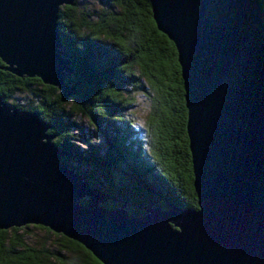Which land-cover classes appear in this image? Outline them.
<instances>
[{
	"label": "water",
	"instance_id": "1",
	"mask_svg": "<svg viewBox=\"0 0 264 264\" xmlns=\"http://www.w3.org/2000/svg\"><path fill=\"white\" fill-rule=\"evenodd\" d=\"M180 67L196 209L138 217L60 162L51 126L0 97V230L35 225L100 264H264V27L260 0H147ZM75 0H0L1 70L63 100L73 69L57 14ZM84 200L81 205L80 201ZM108 200L121 205L105 209Z\"/></svg>",
	"mask_w": 264,
	"mask_h": 264
},
{
	"label": "trees",
	"instance_id": "2",
	"mask_svg": "<svg viewBox=\"0 0 264 264\" xmlns=\"http://www.w3.org/2000/svg\"><path fill=\"white\" fill-rule=\"evenodd\" d=\"M75 9L76 0L60 7L56 22L73 69L64 83H78L76 93L63 100L56 88L36 78H17L0 69L2 101L26 94L30 102L20 110L38 113L51 126L47 133L54 136L53 145L70 156L61 158V164L90 187L128 205L129 216L138 217L147 208L165 210L168 205L196 209L180 67L173 44L155 29L148 1L103 0L93 13ZM260 16L264 27V0ZM136 92L150 101L144 123L146 152L141 143L126 141L130 129L118 136L116 126ZM76 116L106 139L104 152L88 138L83 149L74 145L73 131L84 132ZM118 202L108 200L100 206L114 209L121 205ZM29 226L50 232L35 225L0 230V264H100L81 245L59 234L53 233L58 250L26 245L19 233Z\"/></svg>",
	"mask_w": 264,
	"mask_h": 264
},
{
	"label": "rangeland",
	"instance_id": "3",
	"mask_svg": "<svg viewBox=\"0 0 264 264\" xmlns=\"http://www.w3.org/2000/svg\"><path fill=\"white\" fill-rule=\"evenodd\" d=\"M103 0H76V12H97L100 7V3ZM143 89L145 91V88L143 86ZM30 102L29 97L24 93H17L13 94L9 97L8 101L5 102L8 106L12 108L20 109L21 106L27 105ZM149 97L142 93V92H136L131 95V105L129 108L125 109V111L122 112V120L116 124L118 127V136H125L124 130L126 131L130 129L132 132L128 134V137L126 138V141L129 142V140H134L136 142L141 143L143 146L144 152L147 150V144H146V129H145V119L146 115L149 112ZM77 123V125L81 126L84 129L83 133H78V131H73L72 134H74L76 138V142H74V145L80 149H83L84 141L86 138L90 139L91 143L98 146L99 150L101 152L105 151L106 148V139H104L101 135H98V133H94V130L91 125L87 124V121L85 118L82 117H75L74 119ZM127 123H129V127H127ZM122 133V135H121ZM112 137H114V133L111 134ZM110 135V136H111ZM71 166H75V164H72ZM82 171L83 168H80ZM84 201V200H82ZM22 235V240L24 243L28 246L39 248L41 246H44L49 251H55L58 250V237L54 236L53 233L49 232L46 233L44 231L32 228L29 226L26 230L19 233ZM64 253V255H67V253ZM53 264H56L53 262Z\"/></svg>",
	"mask_w": 264,
	"mask_h": 264
},
{
	"label": "flooded vegetation",
	"instance_id": "4",
	"mask_svg": "<svg viewBox=\"0 0 264 264\" xmlns=\"http://www.w3.org/2000/svg\"><path fill=\"white\" fill-rule=\"evenodd\" d=\"M62 49H63V47H62ZM63 52L65 53L64 49H63ZM65 56H66V53H65Z\"/></svg>",
	"mask_w": 264,
	"mask_h": 264
}]
</instances>
